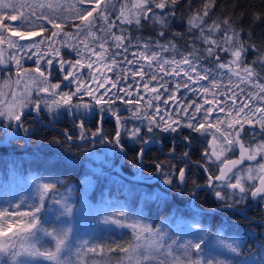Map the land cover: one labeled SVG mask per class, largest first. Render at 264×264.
<instances>
[{
    "label": "trees",
    "instance_id": "16d2710c",
    "mask_svg": "<svg viewBox=\"0 0 264 264\" xmlns=\"http://www.w3.org/2000/svg\"><path fill=\"white\" fill-rule=\"evenodd\" d=\"M129 2H131V0H129ZM108 3L109 0H101L102 6ZM111 4H114L116 9V11L110 14V18L117 24V27L113 28V33L115 35L123 34L127 37V40L131 41L127 58L139 60L140 63L139 65L127 64L122 58L124 53L121 52V56L116 57L117 64L112 65L111 54L115 52L116 49L113 46L112 38L106 37L105 34L100 31V20L96 19L94 27L97 32L95 42H103L102 44H104L107 49L104 56L105 58L103 59V62L107 65L106 67L103 66L104 68H101L99 73L102 74V76L104 75L107 81L104 87L99 89H96L94 85H85L89 89L93 88V95L99 96L105 101V104L104 106L96 104L93 97L84 93L82 88L81 94L78 95L83 96L82 98L74 95L70 105L62 104L61 101L59 105H55L53 112L62 113V115L65 116L64 120L66 124L68 122L66 118L67 115L72 113L70 118L73 125L70 123H68V125H63L64 120L61 119L63 121L60 122V127L65 131L72 130L76 132L78 136L82 131L76 123H81L84 125L85 132L96 134L98 132L97 120L102 113L117 112L119 106H125L126 112L119 115L121 117L122 132L118 142L121 146L125 147L126 155L119 163V168L128 174H133L137 171L139 151L147 137L155 138L159 141L167 136L173 139L180 138L182 153L184 155L188 153L190 157L194 147L198 146L199 148H197L200 151H205V149H207L209 134L196 132L191 128L183 127V125L187 123V117H179V108H181L179 107L180 94L179 90L176 92V81H179V76L175 75L172 68L175 64L170 63L166 65L165 71L161 72L155 62L152 63L151 68H148L149 62L147 63L145 59H141L139 55L133 56V53L145 52L146 56H151L153 52H156L157 56H159L157 57L158 59L162 57L163 59L171 61L173 59H175V61H180L182 57L190 56L191 54L192 56L199 57V59L195 61L197 69L202 70L201 68H208L214 70L216 68L215 57L207 56L206 49L208 45L205 44L203 40L197 39V37L200 36L199 30L193 29L189 31L187 24L189 16H194L197 12L202 13L206 9L208 11V16L204 18L207 22L205 27L212 25L214 22L229 20L232 30L236 33L238 44H243L247 47V51L244 55V65L254 68L256 73H258L260 79L257 80V83H264V66H262V62L258 61V56L261 52H264V0H176V4L172 6L175 9V16H169L167 23L163 26L160 24L159 20L155 18L149 20L141 19L139 26L134 22L131 24H121L116 20V17L119 14L122 4L126 5L124 9L126 17L134 19L136 10H132L127 0H111ZM168 4L171 6V0H168ZM90 9H92V7H90ZM96 11H98V9L93 11L94 17L96 16ZM156 11L159 12L160 10ZM6 18L5 14L0 13V24H3ZM61 25L65 28L67 27V23ZM49 28L50 27L47 25V30L43 33L46 39L49 37ZM121 29H123V32ZM161 31L165 33L163 37L159 35ZM212 38H216L215 33L212 35ZM36 39H39V37ZM88 41H90V39H88L87 42ZM89 44L87 43V45ZM145 45H148L147 50L144 47ZM159 45L168 47V51H161L158 47ZM54 46L56 47V45ZM94 48L96 51H101L100 47L97 45H94ZM42 51H44L46 56L55 57V53L48 49L47 45L44 46ZM21 54L22 56L24 55L23 53ZM61 54H64V59L69 58L73 60V58L66 56L65 50L61 51ZM220 58L221 62H226L230 61L232 57L230 53H220ZM21 64L22 67L20 69L35 67L32 60L24 64L21 62ZM58 64L59 60L56 59L53 66L50 68L45 66L44 69H42L45 70L47 74L49 86L54 83L64 86L60 77L61 75H59L61 71L58 70ZM93 66H95V63H93ZM130 68L141 69L144 73L143 77L139 74L133 76L131 72L125 71ZM14 70H18V68ZM82 70L84 74H88L87 78H84L86 82L91 78L89 75L90 72L92 75L95 74L93 69L84 67ZM12 71L11 68L0 70L2 75H5L6 79L11 82L13 80ZM50 73L54 75L51 76ZM153 73L157 75V80L151 79ZM80 75L82 76V72ZM3 80L4 79H0V84ZM164 81H167V84L162 87L161 84ZM113 83L117 84V88L126 89L127 91L120 92L119 99H113V106H108V97L103 96L102 93H104L105 89L111 93H115L116 89L111 87ZM145 84L148 85L147 89L150 88L151 90L152 88H156L158 92H164V94L160 96V100L155 99L156 93L150 95H147L149 93H145L141 98L139 97V93L134 94L135 91L146 92ZM244 86L241 85V87ZM11 90H13V88ZM128 92L131 94L129 95ZM238 92H240V88ZM238 95L237 97H239ZM39 98L38 95H35L32 99V103L29 105L34 109L38 108L42 111V118H49V120H51L43 111ZM9 100L10 98L8 96H4L0 100V121L5 125L7 130L11 129L13 122V120H6L3 114L4 106ZM81 100L89 101L94 107V112L90 113V115L85 118L87 119L85 121L84 118L81 120V114L79 112L74 114L76 102ZM136 100H139L138 104L129 103V101ZM150 100L152 101L151 107H149ZM165 101H167V103H165ZM188 102L189 100L184 101V104H188ZM157 107L159 108V112H157ZM261 107H264V105L261 104ZM193 108H188L189 113L193 111ZM137 109L147 115H151L157 121L162 116H168L169 119L165 122L172 124L176 127V130L165 131L154 125H150L149 122L143 118H133L131 110ZM174 109L175 111H173ZM200 115L201 114H197L198 117ZM177 121H179L178 124L176 123ZM101 129L102 135L98 140L87 142L83 145L73 144L68 142L56 129L39 123L32 113L26 112L23 115L21 122L18 124L19 139H23L22 148L17 150V147H12L13 150H9L7 147L0 146V211L8 213V210L3 207L2 203L4 197H10L11 193L9 190L14 186L23 189V192L28 198L30 197L31 193L28 188H30L29 177L32 175L52 178L54 182L50 181L49 185L51 187L45 191L35 189V187L31 188V190L38 191L37 195L34 197V199H36L34 205H36V208H39V211L35 213V208L27 213H34L36 215V227L27 233L20 232L19 237L12 236L11 242H8V237H0V244L7 242V250L0 251V264H26L27 260L24 257L26 255L22 247L23 242L25 238L32 235V231L38 228L40 232L37 237L41 240H48L51 242L52 237L49 235L50 231L54 229V225H52V221L49 218H52L53 222L58 224L64 223L58 215L54 214L55 217H53V212L51 211L53 202L59 199L56 190H61V192L69 195L71 199H74L76 204L80 203V198H85L88 203H94V205H85V203V209L98 208L99 203L103 205L106 202H111L114 198L122 199L127 206L128 213L135 214L137 217L139 216L145 227L149 228V231L157 232L152 237L153 239L149 241V245L145 246L142 243H138L137 234L135 232L119 230L118 227L105 228L102 226V230L99 234L101 244L99 247L100 252L96 255V257L100 258L101 264H179V253H186V250L187 252H191L192 255L197 254V250L191 247V244H186V240H191L192 243H199L201 246H206V242H208L206 230L213 233L215 229H222L224 235L231 234L228 237L242 236L243 238V248L240 249L238 253L232 256L230 255L233 259L229 264H248L244 260L249 255L251 258L253 257V260L256 259L255 261L251 260L249 264L264 263L262 257L263 248L261 249L260 247V244L264 242V230L261 231V229L254 228L253 225L245 224L244 219L237 211L226 208L221 209V211L223 212V216L228 218L227 221H223L221 218L212 219L209 213L198 212L188 205V190L187 193L185 190L186 195H179V189L176 188L177 183L175 179V167H177V162L179 164V157L176 159L165 157L154 148L152 150L146 149L143 152L145 164L148 165V169L149 167L154 169L151 170L152 172L154 171L160 174L159 180H161V182L162 179L166 180V178L174 179V184H170L165 189L157 181L145 183L138 180H128L117 174L114 170V166L121 156L120 148H117L113 143V137L117 131L114 119L108 116L105 117L102 121ZM133 129H139L140 131L137 135H132ZM249 132L251 134L249 138L253 139V137H257L254 141H257L258 144L264 141V134L261 133L260 125H254L253 128H249ZM4 133L5 131L0 132V137H2ZM70 137L73 138V134H70ZM9 147L11 146L8 145V148ZM103 149L108 150L109 155L105 156L106 160L102 161L100 164L97 160L94 161L90 154L104 151ZM181 160L182 159H180V161ZM101 172L105 175H114L122 178L130 186L133 188L135 187L137 189L136 192L132 195H127L114 187L104 190L105 184L109 180L108 176L100 177L99 173L101 174ZM86 175H91L96 179L94 180L95 183L92 189L85 194L82 188V179ZM28 184L29 186H27ZM13 217L17 220L19 218L21 224H25L29 221V217H18L16 215H13ZM54 218L56 220H54ZM93 220L94 218H92V222L90 223V228L92 229H86L89 230V232H92L94 227L95 230L100 228V225L98 223L95 224ZM243 228L248 231L245 236H243V232H241ZM82 229L84 228L81 227L80 230L72 228V230H74L73 234H77L75 237H79L83 234ZM12 232H19V227L14 224ZM98 233H94L95 236H97ZM177 234H180L181 238L176 239L175 237ZM165 236V240L161 242L160 239ZM153 247L156 248L152 251L153 253L149 255L148 251ZM216 252L217 251L213 248L208 249V255H215L217 254ZM253 252L257 253L251 255ZM146 256L147 259L145 258ZM193 258H196V256H193ZM40 264L59 263L41 261Z\"/></svg>",
    "mask_w": 264,
    "mask_h": 264
},
{
    "label": "snow or ice",
    "instance_id": "6c2138e0",
    "mask_svg": "<svg viewBox=\"0 0 264 264\" xmlns=\"http://www.w3.org/2000/svg\"><path fill=\"white\" fill-rule=\"evenodd\" d=\"M86 0H79L80 4H84ZM88 2L94 3L96 5V16H93V9L88 7H84L76 12V15L79 20L82 22L87 21L88 23L84 25L88 29V36H93L94 33L92 29L95 27V20H100V31L105 34L106 37H111L113 41V46L116 49L113 52L111 63L112 65L117 64L116 57L121 56V52L124 53L123 60L129 64H137L139 65V60H131L127 58V53L129 51V47L131 46V41L127 40V37L122 35H115L113 33V28L117 27V24L110 18V14L113 11H116L115 5L111 4V0H109L108 4L101 5V0H88ZM176 4V0H171V6L168 4V0H134L132 3V8L136 10L135 18L126 17L124 14V9L126 5L122 4L119 14L116 17V20L121 24L123 23H135L137 26L140 25L141 19L149 20V19H158L160 24L163 26L167 23V19L169 16H175L174 6ZM5 8L9 7V5H4ZM156 10H160L157 12ZM43 16V13L40 14ZM208 16V11L205 9L202 13L197 12L194 16H189L187 20L189 31L193 29H198L200 32V36L197 39L203 40L205 44L208 45L206 49L208 57H215V65L217 72L223 77L225 74L228 75L229 81L231 82V78L234 76L239 81L237 87L240 84L251 85L254 91H248L245 95V100L250 101L251 103H244L239 101L238 97L234 89L229 88L226 92L224 89H219L220 95L224 97L223 101H219L217 99L205 100L206 104L216 103L217 107L214 110L212 107L204 108L202 105L194 103L193 105H189L188 107H181L180 111L184 113L187 117V123L183 125V127L191 128L196 132H209L211 133L212 139L208 141V148L211 149L209 152L207 149L202 153V160L208 161L211 160L212 157H215V161L220 162L219 166V174H209L210 180L213 182H224L230 181L228 183V187L232 189H239L240 191L244 190V183L246 181H253L254 188L252 190L253 195L264 194V141L260 144L252 147L251 145L243 142L241 133L244 131V123L251 124L253 121L259 124L261 127V133L264 134V107H256L257 104L264 105V83H257V80L260 79L258 73H256L255 69L252 67H248L244 65L243 56L247 51V47L243 44H238L236 39V33L232 30L231 22L229 20H224L223 22H214L212 25L205 27L206 20L205 17ZM92 20H89V18ZM17 17L15 15L9 14L5 19L3 24H0V45H7L9 49L13 50V55L10 57L9 63L12 61L15 62L18 69L22 67L21 59L32 60L34 64H36L35 72L39 73L40 77H45V66L51 67L54 65L56 59H59L58 70L61 72H65L66 74L63 76L64 81H68L69 84L75 82L76 83V92H65L61 94V99L63 104L70 105L73 96H78L81 94V89L83 88V92L92 96L95 100L96 104L100 106H104L105 101L102 100L99 96L93 95L92 90H90L85 84H83V77L74 69L86 67L88 69L93 68L94 61L90 59L91 56H96L99 60H103L104 56L107 52L104 44L100 45V52H97L94 47H89L85 45L86 51L82 53L79 46L76 43H67L65 39H60L57 41V37L60 35L58 32L53 31L51 33V38L46 39L43 36V33L47 30V25L45 23H36L33 24L31 19L25 18V25L31 24V28H22V27H13L7 24V20L15 21ZM54 18L49 17L48 21L53 22ZM53 27L59 29L60 25L57 23H53ZM123 32V29H121ZM216 34V38L213 39L212 35ZM80 34V28L78 26L77 33L75 35ZM164 32L161 31L159 35L161 37L164 36ZM39 37V39H35ZM127 41V42H126ZM59 44V47H55L54 45ZM47 45V48L55 53V57L46 56L44 54V46ZM63 47H70L72 52L76 53L77 59L74 62L66 61L61 59V49ZM147 50L148 45L144 46ZM161 51H168V47L164 45L158 46ZM250 47V46H249ZM23 53L24 55L17 59V54ZM220 53H225L231 55L233 59L231 61L221 62ZM139 55L141 59H148L149 64L148 68L152 67V62H155L160 71H165V66L170 63L176 64V67L173 69V72L176 76H179L180 73H184L187 79H181L176 81V90H179L181 87L185 89V91H190L195 94L197 91H203L204 93L209 92V88L200 85V89H197L193 83V76L191 73H195L198 79L196 83H199L202 80L211 79V83L213 87L218 85V81L214 78L216 73H214L210 69H202L198 70L197 65L195 63L199 57L192 56H184L180 61H175L173 59L171 62L167 59H157V53L153 52L151 56H146L145 52L133 53V56ZM86 60V63L82 62ZM258 61L262 62V66H264V52L258 56ZM5 61L0 59V64H4ZM235 65V68L232 67ZM2 70V69H0ZM220 70H224L220 72ZM25 71H28L27 69ZM99 71V69L97 70ZM125 71L131 72L133 76L139 74L143 77L144 73L141 69L138 68H130ZM200 71H203V75L200 74ZM90 77L95 80V76H92V73H89ZM71 78V79H70ZM152 80H157L158 77L156 74L151 75ZM162 79V78H161ZM40 87L41 92H48L51 89H59L61 87L60 84H52L48 85L47 78L45 77ZM167 81H164L161 86H166ZM103 80L101 83L97 84V89L103 88ZM113 89H116L115 93L109 92L105 89L103 96L108 97L107 104L108 106H113L112 100L119 99L120 92L127 91L126 89L117 88V84L113 83L111 85ZM148 85L145 84V88L147 89ZM151 91L156 93L155 99L160 100V94L157 92L156 88H152ZM228 92H231V96L228 95ZM245 89L240 88V94H244ZM54 96L57 95L56 92L52 93ZM130 95L131 93L128 92ZM174 98V97H171ZM231 101V103H229ZM129 103L138 104L139 100L129 101ZM167 103V101H165ZM53 104L59 105L60 101H53ZM152 106V101H149V107ZM195 108L194 112L189 113L188 108ZM132 117L135 119L143 118L149 122L150 125H154L157 128H161L165 131L167 130H176L172 124L166 123L165 121L169 119L168 116H162L158 121L154 119L151 115H147L140 110H131ZM175 111V109L173 110ZM157 112H159V108L157 107ZM227 113V116L231 119L227 120V128L221 132V127L219 125L225 123L224 120H221L219 114ZM235 113V116H233ZM197 114H201L199 117ZM113 115L115 116L118 122L121 121V117L118 115V112L113 111ZM243 117V122H241L240 117ZM21 117L19 115L15 116V119L19 120ZM214 119V122H213ZM177 124L179 121L176 122ZM239 125V129L234 128V125ZM215 129V131H212ZM139 129H133L132 135H137ZM219 134V135H217ZM120 132L117 133V139H119ZM222 141V147L220 150H217V141ZM239 149V158L238 159H221L225 153L233 152L236 149ZM187 155V154H185ZM260 157V160L257 157ZM244 160H249L255 162L254 166H249L244 170V172L237 174L236 170L237 165L243 163ZM206 172H210L209 168H205ZM185 170L182 168L179 171V178H184ZM234 179V183L232 180ZM259 181V184L255 183V181ZM167 182V181H166ZM45 189L51 187L50 185L45 184ZM219 195V193H217ZM43 198V196H42ZM39 211V208L35 209V213ZM18 217H29V221L25 224H21L19 220H13L12 222H8L7 219H4L8 216V213L4 211H0V237H8V242H11L12 236L19 237L20 232H30L32 229L36 227V215L34 213L27 212H17L15 213ZM17 225L19 227V232H12L13 225ZM133 228L135 226L133 225ZM11 233V235H10ZM64 243L63 239L57 240L56 251L59 252L60 246ZM7 250V242L4 244H0V251ZM135 251V250H134ZM15 254V253H14ZM143 254V253H141ZM55 253H49V259H55ZM147 259V256L145 257Z\"/></svg>",
    "mask_w": 264,
    "mask_h": 264
},
{
    "label": "rangeland",
    "instance_id": "374dc122",
    "mask_svg": "<svg viewBox=\"0 0 264 264\" xmlns=\"http://www.w3.org/2000/svg\"><path fill=\"white\" fill-rule=\"evenodd\" d=\"M127 2L130 4V7L132 8V3L134 0H127ZM4 5H9V7L5 8ZM84 7H92L93 11L97 10L96 5L94 3L86 2L84 4H80L79 0H0V13L5 14L6 17H8L9 14L15 15L17 19L15 21L7 20V24L13 27H22V28H31L32 25H25L24 20L25 18L31 19L33 24L36 23H45L48 25L49 28V38H51V33L53 31L58 32L60 35L56 38L57 41L60 39H65L67 43H76L82 53L86 51L85 45L87 43L89 47H94V45H97L100 47V45L103 42L96 43V34L97 32L95 29H92V32L94 33L93 36H88V29L84 27L85 24H87V21L82 22L78 19L76 12ZM133 10V8H132ZM43 13V16L41 17L40 14ZM54 18L53 22H49L48 18ZM89 20H92L90 17ZM63 22V23H61ZM53 23H57L60 25L59 29L53 27ZM64 23H67V27H63L61 24L64 25ZM78 26L80 28V34L77 36L75 35L77 33ZM36 39V38H35ZM90 39V41L87 42V40ZM59 44H56V47H59ZM65 50V54L68 57L73 58V60L66 58L64 59V54H61V59H64L66 61L74 62L75 59H77L76 53L72 52L70 47H63L61 51ZM99 52V51H97ZM13 55V50L9 49L8 46L0 45V59H3L5 61L4 64H0V69L5 68H11L12 74H13V80L8 81L6 78L2 81L0 84V100L4 96H8L10 98L9 102H7L3 109V114L5 116L6 120H13L17 113L21 111L25 107H30L32 103V99L35 97V95H38L40 98V105L43 107V111L51 118V119H58V114L56 112H53V109L55 107V104H53V101H61V94L65 92H76V83L73 82L69 84L68 81L63 80V76L66 74L65 72H59V75H61V79L63 81L64 86L61 85L59 89H51L48 92H41L39 89L43 85L41 84V81L46 77L47 74L45 73V77H40L39 73L35 72V67H27L22 68L18 70L17 66L14 61L9 63L10 57ZM245 55V54H244ZM149 56V55H147ZM22 57V54H17V59H20ZM159 57V56H157ZM92 59L95 63V66H93V71L95 74L92 76H95V80L92 78H89V81L86 82L84 78H87V73L84 74V71L82 70L84 67L74 69V71H77L79 74L82 72L83 77V84L88 85H94L97 89V84L101 83L103 80V84H106L107 78L102 76L99 72L101 71V68L103 69L106 67L103 60H99L96 56L89 57ZM105 58V57H104ZM158 59V58H157ZM233 57L231 58V60ZM59 60V59H58ZM147 63L149 62L148 59H145ZM159 60V59H158ZM230 60V61H231ZM244 60V56H243ZM30 60L28 59H22L21 62L28 63ZM171 61V60H169ZM82 62L86 63V60L82 59ZM153 63V62H152ZM172 64V63H171ZM104 66V67H103ZM176 67L172 66L174 69ZM233 68H235V65H232ZM28 71H25V70ZM99 69V71H97ZM205 69V68H201ZM208 69V68H206ZM199 70V69H198ZM211 70V69H210ZM215 75V79L219 82L216 87H213L211 83V79L209 80H202L199 83H196V80L198 77H196L195 73H191L193 76V81L190 83H193L197 89H200V85H204L209 88L208 93H204L203 91H197L195 94H193L190 91H185L183 87L179 89L180 99H179V107H188L189 105H193L194 103L202 105L204 108L212 107L214 110L217 107L216 103H213L211 105L206 104L205 100H212L217 99L219 101H223L224 97L220 95L219 89H224L226 92L229 90V88L234 89L236 96L238 95V99L241 102L244 103H251L250 101L245 100V95L248 91H254L252 90L251 85H248L246 88L243 84H240L239 87H237V84H239V81L236 77L231 78V82L229 81L228 75L225 74L223 77L220 76V74L217 72V69L215 68L212 70ZM224 70H220V72H223ZM62 73V74H61ZM51 74V73H50ZM49 74V76H50ZM200 74L203 75V71H200ZM54 74L52 73L51 76ZM57 76V75H56ZM104 77V78H103ZM71 79V78H70ZM181 79H187V77L184 75V73H180L179 80ZM48 81V80H47ZM57 84V83H54ZM49 85V84H48ZM52 85V84H51ZM244 86V87H241ZM250 86V87H249ZM13 88V90H11ZM239 88H244L245 93L242 95L240 92H238ZM92 92L94 93V89L90 88ZM139 89V88H138ZM178 90H176L177 92ZM56 92L57 95H53L52 93ZM158 92V91H157ZM139 97H143L145 93H149L147 95L152 94L153 92L150 90V88L146 89V92H134V94H138ZM160 96L164 94L163 91L158 92ZM231 92H228V95L231 96ZM156 95V94H155ZM83 97V96H78ZM151 97V96H149ZM182 98V100H181ZM189 100L188 104H184V101ZM231 103V101H229ZM256 107H261V104L255 105ZM52 108V110H51ZM119 110L123 109V106L118 107ZM67 110V109H65ZM194 112L195 108L192 109ZM80 113V118H87L90 113L94 112V107L92 103L89 101H78L75 105V113ZM221 120H224L225 123L219 125L221 127V132L224 131L225 128H227V120L231 119L227 116V113L219 114ZM185 116L183 112L180 111L179 108V117ZM233 116H235V113H233ZM241 122H243V117H240ZM214 120V119H213ZM244 125H247L250 128H253L255 126H259V124L253 123L248 124L244 123ZM234 128L239 129L238 124L234 125ZM212 131H215L213 129ZM208 133V141L212 139L211 133ZM219 135V134H217ZM131 136V135H130ZM257 137L250 138V142H248V145H251L252 147H255L258 145L257 141H254ZM220 147H222V141H217V150H220ZM104 151L97 152L90 154L91 158L94 159V161H98V163L101 164L102 161L106 160L107 155H109V151L106 149H103ZM207 150L210 152L211 149L208 148L207 143ZM238 148L236 149V151ZM227 153H225L226 155ZM225 155L221 157V159H225ZM101 157V158H100ZM230 157V156H229ZM100 158V159H99ZM260 157L258 156L257 159ZM212 161H215V157H212ZM249 161V160H246ZM219 162V161H216ZM250 163H254L253 161H249ZM253 164L249 165L252 166ZM245 166V165H244ZM243 166V167H244ZM249 166H245L243 169L240 167L239 169H235L236 173H242L246 168ZM234 170V171H235ZM169 175V174H168ZM167 175V176H168ZM99 176H108V182H106L104 190H108L111 187H114L115 189H119L122 193L127 195H132L134 192H136V188L130 186L127 182H125L122 178L114 176V175H105L101 172L99 173ZM29 186L28 188L29 192L31 193L30 197L23 192V189H21L18 186L12 187L10 189V197H4L3 201V207L8 210V216L5 218L8 220V222H12L13 220H17L13 217L15 213L17 212H28L32 209L36 208V205H34V197L37 195V190H31V188L35 187V189H40L42 191L48 190L45 189L44 185L50 184V181L54 182V179L48 178V177H42L38 175H32L29 177ZM95 177H92L91 175H86L82 179V188L85 192V194L92 189L95 183ZM114 180V181H113ZM167 181V182H166ZM230 181L226 182L225 185L227 186ZM234 183V179L232 180ZM161 186L165 189L170 184H174V179L172 178H166L162 179ZM253 181H246L244 183V190L240 192L239 189H232L228 187V191L230 192H240V193H247L248 190H250L251 186H253ZM220 188L224 186L223 182H220L217 184ZM54 186V185H53ZM250 187V188H249ZM249 188V189H248ZM118 190V191H119ZM58 193L59 199L55 200L53 202V217L54 214L58 215L59 218H61L62 221H64L63 224H58L56 222H53L52 218L51 223L54 225V229L50 231V235L52 237L51 242L48 240H41L37 236L39 235V228L37 230L32 231V235H29L27 238L24 239L23 242V252L26 256V264H40L41 261L48 262V263H54L58 262L59 264H101L100 258L96 257L98 252H100V240H99V234L101 232L102 226L105 228H117L119 230H129L132 232H135L137 234V240L138 243H142L145 246L149 245V241H151L153 236L157 233L156 231H149V228H146L142 219L140 217L136 216L135 214H131L127 212V206L125 202L122 199L114 198L111 200V202H106L105 204H98V208H91V209H85V205H94V203H88L85 198H80V203L76 204L74 202V199H71L69 195L66 193L61 192V190H56ZM69 192V191H68ZM73 198V197H72ZM33 201V202H32ZM86 203V204H85ZM85 204V205H84ZM91 211V212H89ZM92 218H94L93 222L96 224L98 223L100 225V228H97L92 232H89ZM19 220V218H18ZM54 220H56L54 218ZM133 225L135 228H133ZM189 225V223H188ZM82 229V233L79 237H75L77 234H73L72 228L80 230ZM89 229V230H86ZM99 232V233H98ZM243 232V236L246 235L248 232L245 228L241 230ZM94 233H98L97 236H95ZM206 234L208 236V242H206L205 245H199V243H192L191 240H186V244L190 245L191 247L195 248L197 250L196 255H192L191 252L186 253H179V264H229L230 261L233 259V257H230V255H234L240 251V249L243 248V238L242 236H231L228 237L231 234H225L223 233L222 229H215L213 233L206 230ZM45 238V237H44ZM166 236L160 241H164ZM176 239L181 238L180 234H177L175 237ZM174 238V240H175ZM63 239L64 243L60 246L59 252L56 251L57 247V240ZM173 242L175 243V241ZM257 245V244H256ZM255 245V246H256ZM261 249L263 248V261H264V242L260 244ZM184 247V246H183ZM207 247V248H206ZM257 247V246H256ZM156 247L151 248V250L148 251L149 255L153 253L152 251L155 250ZM213 248L215 251H217L215 255H208V249ZM260 249V250H261ZM258 252V251H257ZM256 252V253H257ZM49 253H55L56 257L55 259H49L48 254ZM255 252H253L251 255H255ZM148 255V254H147ZM229 255V256H228ZM193 256H196V258H193ZM226 256V257H225ZM41 260V261H40ZM251 260H253V257L251 258L250 255L245 258L246 263H250ZM254 259L253 261H255ZM264 264V263H262Z\"/></svg>",
    "mask_w": 264,
    "mask_h": 264
},
{
    "label": "flooded vegetation",
    "instance_id": "af4514ba",
    "mask_svg": "<svg viewBox=\"0 0 264 264\" xmlns=\"http://www.w3.org/2000/svg\"><path fill=\"white\" fill-rule=\"evenodd\" d=\"M5 78H6L5 75H2V73L0 72V79H5ZM30 108H32V107L30 106ZM123 109H124V113H125L126 107L123 106ZM123 109H121V110H123ZM36 113H37V116L40 120H43L47 123L52 124V127L51 126H47V127H51L54 129H56L54 126L61 128L60 122L63 121L65 118V116H63L62 113H60L58 116V120H60V121H58L57 119L49 120V118L48 119L42 118L43 117L42 111H40L39 109L36 111ZM108 113H113V112H108ZM103 114L104 113H102V115ZM71 116H72V113H69L67 115L66 118H67L68 122L66 124V122L64 120L63 125H68V123L73 125V122L71 121V118H70ZM22 117H23V115H22ZM22 117H21V119H22ZM100 117H101V115L99 116V118L97 120V127L99 124ZM14 119H13V122H14ZM21 119L17 123L15 130H13V122H12L11 129L7 130L5 128V125H3V123H1V121H0V132L5 131L4 135L2 137H0V142L4 140L5 136L9 132L13 131V133L6 138L5 143L2 145L0 144V146L7 147V149H9V150L12 149V147H17V150L22 148L21 146H23L22 145L23 139L22 138L19 139V134H18V124L21 122ZM35 119L39 123H42L36 117H35ZM61 119H63V120H61ZM81 120H82V118H81ZM85 120H87V119H84V121ZM102 121H103V119H102ZM102 121H101V126H102ZM86 123L88 124L87 121H86ZM76 125H78L82 131V133H80V135H78V136H77L76 132H74L72 130L65 131L61 128L63 131H65L69 135V137H70V134H73V138L70 137L71 141H68V142H71L73 144L83 145L84 143H87V142L96 141L101 137L100 136L96 140H90V141L85 140L82 143H74V141H77L79 138H86V137H90V136L95 135V134H90L88 132H85L83 124L76 123ZM44 126H46V125H44ZM249 128L250 127H247V125H244V131L241 133L242 140L246 144H248L247 142H249V140H250L249 135H251L249 132ZM148 132L150 133L149 130H148ZM101 135H102V132H101ZM75 136H76V138H75ZM150 139H155V138H150V137L148 138L147 137V139L144 142H146L147 140H150ZM157 141H159V140H157ZM144 142H143V144H144ZM180 142H181L180 138L173 139L170 136H167L164 139L160 140L158 145L155 144L154 142H150L145 147L144 151L146 149L152 150L154 148V149H157L165 157H169L172 159H176L179 157V164L177 162V167H175V171H176L175 172V177H176L175 179H176V183H177L176 188L179 189V195L180 196L185 194V190H186V193H187V190L189 191V197L187 200L188 205H189V202L191 200H192L193 205L195 207H199V208L205 209V210L215 208L217 206L224 205V204L225 205H227V204L233 205V206L241 208L242 211L239 212V211L234 210L232 208H226V209L237 211L241 215V217L244 219L245 224L253 225L254 228L261 229V231L264 230V194L257 195V196H255L254 199H252L251 194H252V190L254 188V184H253V186H251V188L249 187L250 190H248L247 193H244V192L240 193L241 191L240 192L228 191V186L225 185V183L228 181H224L223 182L224 186L222 188H220L217 185L220 182H213L209 178V174H219L220 162H216V161H212V160H208V161L202 160V153L204 152V150L200 151L198 149L199 148L198 146H197L198 148L197 147L193 148V152L191 154V157L188 155V153H187V155H184L182 153V145L180 144ZM8 145H10L11 147L8 148ZM124 150H125V155H126L125 147H124ZM121 154H122V152H121ZM239 155H240V153H239V149H238L237 151L235 150L233 152H228L225 155V158L238 159ZM180 159H182V160L180 161ZM142 160H143V162L141 164L140 160H139V156H138V169H137V171L133 174H128V173H126V174H128V175L137 174V172L141 166V168H140V170H141L140 179H136V180L142 181L145 183H152V182L157 181L159 184H162L161 180H159L160 174H158L154 171L152 172L151 170H154V169H152L150 167L148 169V165L145 164L143 156H142ZM258 160H260V158ZM121 161L118 160L117 164L120 163ZM251 164H253L252 166L255 165L254 163H250L249 161L244 160L242 164L237 165V169H239L240 167H242V169H243L245 166H249ZM202 165L204 167H202ZM206 167L209 168L210 172L205 171ZM182 168L185 170V175H184V178L179 180L178 179L179 171ZM255 183H258V180L255 181ZM169 188H167V189H169ZM217 193H219V195ZM221 209H224V208L214 209L212 211H205L204 210V211H198V212L209 213L211 215L212 219L221 218L223 221H227L228 218L223 216V214H222L223 212L221 211Z\"/></svg>",
    "mask_w": 264,
    "mask_h": 264
},
{
    "label": "water",
    "instance_id": "95a60500",
    "mask_svg": "<svg viewBox=\"0 0 264 264\" xmlns=\"http://www.w3.org/2000/svg\"><path fill=\"white\" fill-rule=\"evenodd\" d=\"M36 111H37L36 109L30 108V107H26V108L22 109V110L19 112L18 115H19L20 117H22V115H24L26 112H31V113H32V114H33V115H34L39 121H41L44 125H46V126H51V127H52V124L47 123V122H45V121H43V120H40V119L38 118V116H37ZM117 112H118V115H120V114L124 113V109H123V110H118ZM107 116H108V117H112V118L114 119V121H115L116 126H117L116 134H115L114 137H113V143H114V145H115L117 148H120V150H121V152H122V154H121V156H120V159H119V161H121V160L124 158V156H125V150H124V147L121 146L120 143L118 142V139H117V138H118V137H117V133L120 132V135H121V132H122V126H121V122H118V121L116 120V118H115V116L113 115V113H104L103 115H101V117H100V119H99V124H98V132H97L95 135L90 136V137H86V138H79L77 141H74V143H82V142H84L85 140L90 141V140H96V139H98V138L101 136V132H102V129H101V121H102V119H104V118L107 117ZM20 119H21V118H20ZM20 119H19V120H20ZM19 120L14 119V122H13V130H15L16 125H17V123L19 122ZM54 127L56 128L57 131H59L60 133L63 134V136L67 139V141H71L69 135H68L65 131H63L61 128H59V127H57V126H54ZM12 133H13V131L9 132V133L5 136L4 140L0 142V144H1V145L4 144L5 141H6V138H7L9 135H11ZM120 135H119V136H120ZM150 142H154V143L157 144V145L159 144V141H157L156 139H150V140H147L146 142H144V144L141 146L140 151H139V160H140V163H141V164H142V162H143V160H142V156H143L144 149H145V147H146ZM118 164H119V163H118ZM118 164H116V165L114 166V170H115L119 175H121L122 177H124V178H126V179H129V180L140 179V172H141L140 168H141V166H140V168H139L137 174H135V175H128V174H126L125 172H123L122 170H120ZM202 167H204V166L202 165ZM178 179L180 180L181 178H179V176H178ZM257 184H259V181H258ZM257 195H260V194H257ZM257 195H253V194H251V198L254 199L255 196H257ZM189 206L192 207V208H193L194 210H196V211H204V210H205V209H201V208H199V207H195V206L193 205L192 200L189 202ZM219 208H232V209L237 210V211H239V212L242 211L241 208L236 207V206H233V205H229V204H227V205L224 204V205L217 206V207H215V208L206 209L205 211H212V210H214V209H219ZM260 222H261V221H260Z\"/></svg>",
    "mask_w": 264,
    "mask_h": 264
}]
</instances>
